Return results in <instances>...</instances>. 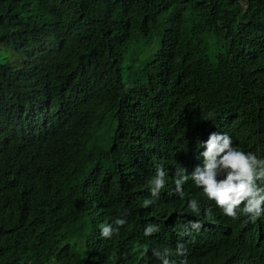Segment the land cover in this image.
I'll list each match as a JSON object with an SVG mask.
<instances>
[{
    "label": "clouds",
    "instance_id": "1",
    "mask_svg": "<svg viewBox=\"0 0 264 264\" xmlns=\"http://www.w3.org/2000/svg\"><path fill=\"white\" fill-rule=\"evenodd\" d=\"M194 4L231 40L264 45V0H224L223 4L222 0H194ZM103 15L94 28L110 26L109 14ZM178 25L177 19L160 17L155 35L161 40L133 46L152 50L145 56V65ZM74 44L61 49L54 43L35 54L37 62L50 71L30 75L53 92L56 101L11 88L0 102V229L5 226L13 232L17 227L11 217L13 190L17 189L44 196L46 203L57 205L59 212L68 216L71 224L62 230L58 248H63L64 239L73 236L77 228L82 250L91 255L89 264H264V126L251 119H216L213 123L203 119L189 128L168 112L165 123L142 129L156 140L155 159L139 154L134 143L138 134L133 136L127 121L119 130L124 149L95 162L101 177L84 185L76 181L69 196L59 191L58 167L43 154L77 107L97 94L118 91L129 120L139 122L146 117L152 120L151 96L156 94L153 99L162 101L169 95V84L160 74L142 69L134 81L118 83V66L95 55L82 58L86 45L78 54ZM251 82L262 93L257 105L258 115L264 116V67L251 71ZM129 153L132 163L124 165L121 159ZM106 162L151 176L150 187L141 185L122 203L108 208L94 194L105 181L106 168L102 166ZM166 183L171 186L169 203L178 218H170L176 230H170L169 241L157 250L149 244L160 234L154 233L158 227L148 225L149 208ZM63 204L66 206L61 208Z\"/></svg>",
    "mask_w": 264,
    "mask_h": 264
},
{
    "label": "trees",
    "instance_id": "2",
    "mask_svg": "<svg viewBox=\"0 0 264 264\" xmlns=\"http://www.w3.org/2000/svg\"><path fill=\"white\" fill-rule=\"evenodd\" d=\"M193 5L194 0H82L81 4L78 0H0V102L11 88L48 101L57 100L53 92L30 75L34 71H50L47 65L37 62L35 54L54 43L63 49L75 41L78 54L86 45L82 58L84 54L85 58L95 55L118 66V83L134 81L144 69L160 74L169 84V95L164 100L153 99L156 94L149 99L152 120H129L118 91L97 94L76 108L43 154L58 167L59 191L63 195L69 196L68 190L76 181L84 185L101 177L95 162L105 161L103 158L124 149L119 130L127 121L129 130H134L133 136L138 134L134 143L139 154L149 159L158 157L156 140L142 129L159 121L165 123L168 112L189 128L203 119L212 123L216 119H251L264 126V116L258 115L257 105L262 93L251 82V71L264 67V45L231 40ZM104 13L110 16V26L104 30L94 28V22ZM160 17L177 19V30L161 41L163 48L146 65L145 56L152 50L140 48L137 54L144 58L141 65L137 69L125 66L123 58L131 47L161 40L155 35ZM128 37H132V42L125 48ZM123 69L129 71L127 80H123ZM127 150L126 147L124 154ZM132 157L131 153L123 156L121 163L131 164ZM172 162L170 158L169 164ZM102 167L106 168L105 181L95 188L94 194L108 208L122 203L141 185L150 187L153 179L134 168L107 162ZM11 169L14 170L12 166ZM170 188L166 183L149 208L152 216L148 225L158 227L154 233H160L149 244L157 250L169 241L170 230H176L170 220L178 218L177 210L169 203ZM13 194L11 217L17 227L13 232L5 226L0 229V264L90 263L91 255L82 250L77 228L73 236L64 239L63 248H58L62 230L71 223L57 205L29 192L14 189ZM89 200L81 201L79 207L82 203L85 207Z\"/></svg>",
    "mask_w": 264,
    "mask_h": 264
},
{
    "label": "rangeland",
    "instance_id": "3",
    "mask_svg": "<svg viewBox=\"0 0 264 264\" xmlns=\"http://www.w3.org/2000/svg\"><path fill=\"white\" fill-rule=\"evenodd\" d=\"M137 49L138 47H133L132 49L127 52V54L123 58V64L131 69H137L142 61H143V56L140 54H137ZM129 77V71H126L123 69V80H127Z\"/></svg>",
    "mask_w": 264,
    "mask_h": 264
}]
</instances>
